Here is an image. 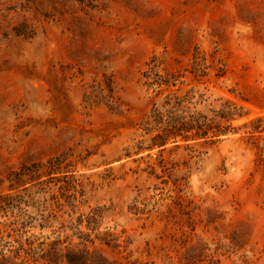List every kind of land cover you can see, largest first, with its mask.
I'll list each match as a JSON object with an SVG mask.
<instances>
[{"label":"rangeland","instance_id":"1","mask_svg":"<svg viewBox=\"0 0 264 264\" xmlns=\"http://www.w3.org/2000/svg\"><path fill=\"white\" fill-rule=\"evenodd\" d=\"M0 264H264V0H0Z\"/></svg>","mask_w":264,"mask_h":264},{"label":"trees","instance_id":"2","mask_svg":"<svg viewBox=\"0 0 264 264\" xmlns=\"http://www.w3.org/2000/svg\"><path fill=\"white\" fill-rule=\"evenodd\" d=\"M72 261V260H71Z\"/></svg>","mask_w":264,"mask_h":264}]
</instances>
